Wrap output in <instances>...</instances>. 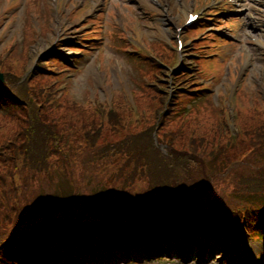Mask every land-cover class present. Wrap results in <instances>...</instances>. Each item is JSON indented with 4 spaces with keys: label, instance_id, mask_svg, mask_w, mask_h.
Returning a JSON list of instances; mask_svg holds the SVG:
<instances>
[{
    "label": "trees",
    "instance_id": "obj_1",
    "mask_svg": "<svg viewBox=\"0 0 264 264\" xmlns=\"http://www.w3.org/2000/svg\"><path fill=\"white\" fill-rule=\"evenodd\" d=\"M8 68L0 56V69L4 70L0 110H22L28 123L13 136L7 131V142L0 144L1 184L11 183V192L26 195V199L41 179L47 183L61 176L65 181L73 163L84 160L86 154L97 171L101 170L104 191L114 199L111 210L87 221L57 219L68 204L66 196L63 204L49 202L42 208H27L28 212L20 209L14 223L4 219L0 224V264H147L152 258L185 262L195 253L198 256L193 259H200L225 238L229 250L218 246L213 257L229 264H246V241L264 236V167L262 172L235 176L233 166L238 157L230 161L229 156L216 157L212 152L236 143V133L226 129L186 141V120L182 114L170 115L175 95L169 97L155 86L150 87L155 93L152 98L159 97L160 105L143 107L154 114L145 126L127 129L129 124L120 114L125 103L119 99L114 109L95 107L100 114L97 119L77 116L75 122L71 115L78 107L70 96V112L65 116L73 127L61 130L55 126L51 131L42 122V116H47L41 108L34 111L38 115L29 110L28 81L12 79ZM37 75L33 72L28 78ZM19 88L24 89V95ZM240 130L247 148L242 150L243 156L252 152L264 155V121L245 122ZM207 152L212 155H205ZM198 174L201 182H197ZM211 178L233 183L229 201L218 195L204 201L197 198L202 188L217 186ZM116 188L124 196L120 202Z\"/></svg>",
    "mask_w": 264,
    "mask_h": 264
},
{
    "label": "rangeland",
    "instance_id": "obj_2",
    "mask_svg": "<svg viewBox=\"0 0 264 264\" xmlns=\"http://www.w3.org/2000/svg\"><path fill=\"white\" fill-rule=\"evenodd\" d=\"M1 1L0 9L4 7ZM50 1L56 6L57 0ZM61 1L60 12L56 9L53 12L52 5L47 0H9L10 6H18L12 9L14 15L8 14L4 17L0 11V56L6 55L5 61L9 65L8 71L12 79L19 83L28 81V90L31 92L29 98L32 101L29 110L37 114L34 111L42 109V113L47 116L43 118L41 115L47 129H54L55 126L62 127L61 130L73 127L72 120L65 116L62 104V99L67 97L68 100L70 96L78 107L76 113L71 115L75 122L77 116L86 119L100 117L95 109L100 106L95 105V102L105 105L108 100L119 99L125 103L120 108V114L124 116L122 119L137 121L138 126L147 125L154 114L143 107L148 104L154 109L160 105L159 97L157 100L152 98L155 93L150 86L157 85L164 92L167 90L163 84L157 82V79L167 78L166 68L159 66L157 61L165 67L173 66V69L178 68L181 61L196 65L195 74L174 76L171 78L172 85L187 86L193 82L196 75L199 87L210 90L214 88L218 91L220 96L212 98L209 105L202 107L207 118V122L203 121L204 124L224 133L228 127L231 131H237L235 117L239 120L237 124L240 122L241 125H245V122L252 125L264 121V57L261 50L255 51L246 46L238 48V44L234 42V47L230 46L231 50L236 49L233 52L236 56L234 61L233 54L227 50L229 48L224 49L231 44L230 40H225L206 25L192 27L188 34L187 30L183 29L180 34L183 46L178 49L177 41L166 40L175 39V27L186 17L183 15L186 8L182 7V2L180 6L179 0H171L170 4L175 17L169 16L160 5H147L141 0H113V5H109V0ZM23 3H26L23 5L24 11L19 6ZM100 13L109 15L108 39L102 37L100 24L91 21L92 18H97L100 23L103 15ZM213 16L216 19L219 17L218 14ZM135 23L140 27L142 36L140 34V37L136 36V39H130L128 42L119 30L127 32ZM92 36L102 38L96 41L83 39ZM257 37L261 40L256 42V48L260 49V45L264 43V35ZM162 39L165 42H162ZM14 44L17 45L12 49ZM53 57H59L72 70L65 65L61 66ZM75 61H80L83 69L74 68ZM59 68L66 71L68 79H63L64 74L59 72ZM31 72L38 73L32 80L28 78ZM167 84L170 85L169 82ZM236 87H240L239 91L232 94L233 99L228 105V111H225L222 103L227 97V91ZM19 90L24 95V89ZM55 98L59 104L55 103ZM233 103L236 106L232 105ZM235 108L236 116L233 114ZM27 123V117L22 110H0V144L3 143V135L7 131L13 136ZM242 131L236 132L235 147L239 150V157H243L241 152L247 149L242 142ZM76 133L80 136V133ZM113 136L115 137L114 134ZM227 155L230 156V161L234 160L230 153ZM83 159L73 163L72 172L63 184L58 178L41 186L37 184L32 187L26 199V195L11 192V183L3 185L0 182V224L4 219L14 223L20 209L24 211L35 206L39 208L46 203L49 205V202L63 204L66 199H63L61 187L66 191L65 196L71 204L59 211L57 215L61 218L64 216V219L88 220L92 217L85 215L90 212L96 216L105 214L114 198L107 194L108 190L104 191L101 170L97 171L96 166L88 161V155L84 154ZM255 162L258 168H263L264 155L248 153L244 157L245 165H234V172H242L249 168V164ZM200 177L198 174L197 182H201ZM8 181L10 182L9 178ZM46 185L52 197H37L38 187L43 190ZM222 186L225 185L221 183L218 189L221 190ZM116 191V195H119L120 190L116 188ZM192 194L197 195L196 192ZM199 195L201 201H204L208 196H215L216 191L205 188L199 191ZM118 198L120 202L124 196L119 195ZM95 199L98 200L97 205H101V209H97L96 213L85 207L91 206L89 204ZM97 205L94 202V208H97ZM165 263L170 264L168 261Z\"/></svg>",
    "mask_w": 264,
    "mask_h": 264
},
{
    "label": "water",
    "instance_id": "obj_3",
    "mask_svg": "<svg viewBox=\"0 0 264 264\" xmlns=\"http://www.w3.org/2000/svg\"><path fill=\"white\" fill-rule=\"evenodd\" d=\"M3 76H2V74L0 73V79L2 78Z\"/></svg>",
    "mask_w": 264,
    "mask_h": 264
}]
</instances>
